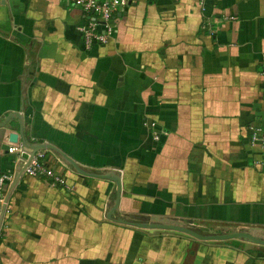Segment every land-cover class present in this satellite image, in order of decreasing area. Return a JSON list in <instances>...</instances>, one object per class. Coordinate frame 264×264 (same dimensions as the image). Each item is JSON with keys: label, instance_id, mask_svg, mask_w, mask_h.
Instances as JSON below:
<instances>
[{"label": "crops", "instance_id": "1", "mask_svg": "<svg viewBox=\"0 0 264 264\" xmlns=\"http://www.w3.org/2000/svg\"><path fill=\"white\" fill-rule=\"evenodd\" d=\"M204 3L130 0L108 42L87 49L79 7L0 0V122L21 114L29 143L52 145L41 150L67 179L22 172L10 189L26 160L8 151L22 146L20 134L9 141L20 120L0 126V174H14L0 264H264L255 243L130 223L264 228V162L248 128L264 119V0ZM67 157L120 173L111 217L116 183Z\"/></svg>", "mask_w": 264, "mask_h": 264}, {"label": "built area", "instance_id": "2", "mask_svg": "<svg viewBox=\"0 0 264 264\" xmlns=\"http://www.w3.org/2000/svg\"><path fill=\"white\" fill-rule=\"evenodd\" d=\"M68 4L79 7L82 10L84 23L78 26L83 36L85 47L90 49L96 43H106L114 33V25L111 20L120 6L126 5L130 0H63ZM202 8L205 9L204 0H199ZM204 5V6H203ZM152 125H156L152 122ZM249 142L252 147L259 148L263 156L260 162H264V119L259 123L249 125ZM154 138H159L158 131L154 132ZM8 151L17 153L22 158L24 150L16 145L10 146ZM24 173L30 176L44 178L54 185L66 184V177L56 171L47 162L44 150H38L28 160H25ZM12 171H4L0 174V204L6 205L5 214L9 212L5 191L8 184L13 180Z\"/></svg>", "mask_w": 264, "mask_h": 264}, {"label": "water", "instance_id": "3", "mask_svg": "<svg viewBox=\"0 0 264 264\" xmlns=\"http://www.w3.org/2000/svg\"><path fill=\"white\" fill-rule=\"evenodd\" d=\"M13 116H17L20 120V131L17 132H10L9 134V141L10 142H18L19 134L22 136V149L24 150V153L22 154V157L28 160L31 156L35 154L36 151L45 149V148H52V145L49 144H37L33 145L29 143L27 137L24 135L23 127H22V116L21 114H15L10 115L4 122H0V126H5L9 119ZM8 147V146H6ZM67 160L73 165L75 170L80 173L81 175L91 176V177H98V178H104V179H110L113 180L116 183L117 190H116V197L114 200L113 205L111 206L108 216L111 217L112 213L115 212V210L118 208L121 192H122V178L119 172L116 171H107L102 172L101 170H96L95 172H91L88 170H85L81 166H79L73 159L68 158ZM24 164L19 168V170L16 172L13 182L10 185V189L14 187L16 184L19 176L24 172L25 168ZM9 193L6 196V201H8ZM5 207L3 206L2 212L0 213V223L3 219L4 213H5ZM140 219V218H138ZM152 221H132L130 222L133 225L140 226V227H146V228H164L169 230H175L181 233L188 234L190 236L196 237L198 239L207 240V241H213V240H228V239H240L243 241L255 243L261 246H264V228H256L253 229L249 228H243V229H229L225 230L221 233H207L202 234L199 231L195 229L194 226L187 225L183 221H173V220H160L158 217H153L151 219ZM121 221H125L124 219H121ZM129 222V221H128ZM257 233H256V232ZM261 232V233H260Z\"/></svg>", "mask_w": 264, "mask_h": 264}]
</instances>
